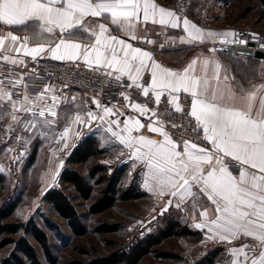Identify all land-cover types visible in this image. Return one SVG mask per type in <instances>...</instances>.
I'll use <instances>...</instances> for the list:
<instances>
[{
    "label": "snow or ice",
    "instance_id": "6c2138e0",
    "mask_svg": "<svg viewBox=\"0 0 264 264\" xmlns=\"http://www.w3.org/2000/svg\"><path fill=\"white\" fill-rule=\"evenodd\" d=\"M105 13L110 15L111 24L118 27L133 28L132 21L139 20L141 14L144 22L151 18L153 23L170 24L173 29L179 27L176 14L159 7L152 0H0V21L5 25L39 27L46 33L59 31L61 37L59 42H53L54 46L48 49L52 60L72 62L79 67L77 62L83 59L87 68L94 69L103 76L113 77L114 73H118L114 76L117 82L127 75L132 82L127 87L137 89L142 88L140 79L143 72L148 71L151 77L150 87L142 88L143 96L148 97L152 92L156 102H159L161 96L167 93L171 97L169 103L176 105L177 112L182 111L178 104L179 94L183 92L190 96L191 109L187 115L193 118L196 124L192 130H202L203 140L211 143L217 153H223V157H231L242 166L256 169L258 174L253 173L249 176L247 170H241L237 178L228 170L223 157L216 159V163L221 165L218 169L212 167L205 171L203 165L211 164L213 160L212 154L206 148L198 147L197 143H190L187 140L178 144L162 127L150 126V131L159 133L163 137L162 140L133 135V132L143 127L140 121L128 117L123 121L122 128L118 120L106 121L105 116L113 115L114 110L101 105L98 100H93V103L96 108L102 109V114L98 116L96 112L88 110L87 119L76 115L72 123L84 126L90 125L94 120L97 121L99 126L97 130L103 128V131L114 137L120 145L131 149V156L134 159L145 161L148 172L145 174L147 179L144 184L147 190L155 192L160 198L166 195L179 198L177 201L168 199L161 208V215L174 203L177 208H181L186 196L195 199L202 193L207 200L216 205L218 215L208 224V231L213 233V237L218 234L220 241H226L229 236L235 237L242 233L244 236H255L264 243V117H254L251 107L245 112L220 106L215 102V95L209 100L207 80L202 81L201 77L190 76L191 66L183 73L163 68L155 61L149 67L148 60L151 58L149 51L133 47L115 35H108L105 38L107 28L103 23L99 24L98 33L95 31L91 33L95 38L94 45L82 47L81 43L73 42L80 37V29L88 32V28H82L86 17H101ZM183 29L188 34V40L181 37L182 43L189 40L202 41L205 34L209 37H222V44L246 43L239 39L240 33L232 31L205 33L187 18L183 20ZM8 38L13 44L18 42V37L11 33ZM132 39L135 40L136 36L133 35ZM2 44L3 39H0V45ZM26 44L27 38L21 47H25ZM117 45L120 46L119 51ZM16 51L19 52L20 48H16ZM44 51L43 46L30 49L25 47V54L31 55L33 59ZM3 58L5 61L10 59L7 55ZM12 63L15 64L16 61L13 60ZM195 63L196 61L192 62L193 65ZM203 64L207 69L209 60L205 59ZM219 70L220 65L216 63L215 73L218 74ZM9 83L14 88L18 86L15 81ZM0 86H3V81H0ZM3 97H6L7 101L0 98V106L7 102L13 109L19 111L16 108L17 101L12 100L11 92H4ZM39 99L44 100L43 93ZM51 101V105L45 102L47 114L56 117L55 109L60 103L59 97L53 95ZM132 108L142 116H147L150 111L153 116L156 115L155 110H150L146 105L133 104ZM23 112L24 119H21L20 123L24 124L25 131L37 128L36 122L27 119L28 114L40 118L46 116L43 107L38 112L32 107H25ZM12 119H18L15 113ZM129 120L134 127L129 124ZM41 123L47 127L55 121L44 120ZM68 135L69 129L65 127L59 134V142L66 140ZM194 188L196 192L193 191ZM194 226L201 229L204 224L196 223ZM231 251L238 252L243 257L241 264H248L249 252L253 249L245 245ZM250 264H264V251L260 252L259 259L251 258Z\"/></svg>",
    "mask_w": 264,
    "mask_h": 264
},
{
    "label": "crops",
    "instance_id": "0c3cea01",
    "mask_svg": "<svg viewBox=\"0 0 264 264\" xmlns=\"http://www.w3.org/2000/svg\"><path fill=\"white\" fill-rule=\"evenodd\" d=\"M174 1L175 0H152V2L156 3L159 7H163L169 11H173L170 5ZM199 7L200 5L197 4V1L193 0V6L191 8V13L189 16L179 17L176 15V17L178 18L179 27L175 29L171 28L170 24L160 25L158 22L153 23L151 21V18L148 22H144L142 14L139 20L132 21L134 25L133 28L118 27L116 25H112L110 15L107 13H105L101 17L89 16L85 18L84 24L82 26V28H88V32L85 33L82 29H80V37L73 42L81 43L82 47L94 45L95 38L91 35V33L93 31L98 33L99 24L103 23L107 28L105 38L108 35H115L118 39H122L127 43H130L133 47H139L144 51H149L151 53V58L148 60L149 67L151 63L155 61L163 68H167L178 73H183L191 66V70L189 71L190 76L195 75L197 77H201L202 81L203 79L207 80V97L209 100H211L213 95H215V102L220 106L234 108L245 112L249 111V108L251 107V113L254 117H264V104H262V101H264V60H257V58L242 56L236 53L219 52L217 50L213 51V49H215V46L219 43V39L222 37H209L205 34L202 41L189 40L187 43L181 42V37H184L185 40H188V34L184 32L183 29V20L185 18H187L192 24H195L198 28L202 29L205 33L207 31L235 32L236 29H239L236 27L229 28V26L220 25H213L210 28L203 27L199 20ZM156 19L157 21L159 20V15H157ZM9 33L18 37V42L16 44H13L8 38ZM133 35L136 36L135 40L132 39ZM25 38H27V44L25 45L26 48L30 49L33 47L43 46L45 49L44 53L38 55L35 59H33L31 55L25 54V47H21V45L24 44ZM60 38L61 37L58 30L54 33H46L43 32L39 27L27 28L23 26H8L0 21V39H3V44L0 45V59L5 61L3 57L5 55L9 56L10 59L6 62L19 69H24L26 65L36 60L56 61L50 58V52L48 51V49L49 47L54 46L53 42L58 43ZM119 47L120 46L117 45L118 51ZM16 48H20V51L17 52ZM205 59L209 60L207 69L204 68L203 64ZM13 60L16 61L15 64L12 63ZM193 61H196L194 65L192 64ZM77 63L81 66H85V64L83 63V59H81ZM216 63H219L220 65L218 74L215 73ZM117 74L118 73H114L113 76ZM225 77L227 79H225ZM121 79L125 80V82H129V84L132 83L128 79L127 75L123 76ZM26 81L27 75H25L23 72H20L16 77V82L18 83V87L21 90L20 97L16 103V108L19 109V111L17 112L12 108L11 105L9 107L5 106L3 108H0V118L7 117L11 119L16 125L18 131L23 136L24 140L28 142L30 140L47 142V145H51L52 148H67L69 150L68 153L64 154L63 156L62 162L64 164H59L60 168L57 178L58 183H60L59 179L63 169L69 167L67 165V158L70 152L74 148H76L80 142L87 138H90L95 139L99 142L100 148L104 150V154L102 156H115V162L105 165L107 169H109L108 171H112L113 169L120 166H125L129 175L134 174L136 176V182L141 192L155 199H159L163 203L171 198L168 195L160 198L155 194V192H149L147 190L144 184V181L147 179L145 174L148 172L145 161L134 159L131 156L132 150L124 148L122 145H120L114 137H112L108 133H105L103 131V128H99V130H97L99 127L97 121L94 120L90 125L84 126L72 123L76 115H80L84 119H87L88 110L96 112L98 116L102 114V109L96 108V105L93 103V100H98L96 97L87 96L76 91L63 92L54 87L53 84L48 85L39 94H33L25 90ZM150 81V73L148 71H144L140 79L142 88L150 87ZM142 88L140 89V91L143 94ZM4 92H6L4 87L0 86V96L3 97ZM41 93H43L44 95V100L39 99ZM149 94L155 96L152 92H150ZM53 95L58 96L60 101L58 107L55 109V111L57 112L56 117H51L50 115H48L47 108L45 107V102H47L48 105H51V97ZM184 96L188 95L183 92L179 94L178 104L181 101V98ZM253 96L255 97L254 99L251 98ZM73 97H75V100H73ZM168 98L171 99L170 96H168ZM100 104L113 108L114 114L105 116V120H118L120 121L121 128L124 126L123 121L128 117H132L133 119L140 121V117L142 115H140L135 109L132 108L133 104H140L141 106H145L144 103H137L129 99H124V103L121 105L101 102ZM25 107H32L36 112H38L42 107L45 108L46 116L44 118L32 116L31 114H28L27 116L28 120L37 123V128L25 131L24 124L20 123V120L24 119L25 114L23 112V109ZM13 113L17 115V120L12 119ZM147 116L151 117L153 120L149 125V128L150 126L160 127L157 123V119L152 115L151 111ZM44 120H54L55 123L46 127L41 123ZM129 124L134 127L131 120H129ZM65 127L69 129V135L66 140H64L63 142H59V134L64 130ZM133 135H142L141 128L138 131L133 132ZM148 138L154 139L152 137ZM162 139L163 137L157 140ZM65 145H67V147H65ZM208 145L210 146L206 149L209 153L212 154L213 160L211 164L203 165L205 171L210 170L212 167H216L218 169L221 165L216 163V159L217 157H223V153H217L211 143L208 142ZM5 148V146L0 147V156H3L4 152H6ZM11 157L14 156L12 155ZM223 158L225 163L227 160L234 161L231 157ZM234 162L239 166V171L237 173H233L229 169L228 170L232 173L233 176L237 178H239V172L241 170H247L249 176H251V174L253 173H257L256 169H252L249 166H242L236 161ZM53 188L56 187L53 186L50 189ZM193 191L196 192L197 190L194 188ZM171 199L177 201L179 198L177 197ZM170 208L181 212L180 219L174 217L170 219L178 221L181 224L183 223L181 222L183 220L185 222V226L190 231L196 232L198 234L197 239H201L202 241L219 240L218 234L213 237V233H210L208 231V224H210L211 221L218 215V213L216 212V205L207 200V197L202 193L195 199L193 197L186 196L185 202L181 205V208H177L175 206V203ZM201 213L205 214L202 215ZM196 223H202L204 224V227L201 229H197L194 226ZM252 237L256 238L255 236ZM231 238L233 237L229 236V239ZM231 250L232 249H230L228 253L232 254L233 252ZM247 250L248 249H245V251ZM262 251H264V243L260 241V246L258 248L257 254L253 257H250L248 264H250L251 258L259 259V254ZM236 254L240 255L238 252H236ZM242 261V256L238 260H232V262H234L233 264H241Z\"/></svg>",
    "mask_w": 264,
    "mask_h": 264
},
{
    "label": "rangeland",
    "instance_id": "374dc122",
    "mask_svg": "<svg viewBox=\"0 0 264 264\" xmlns=\"http://www.w3.org/2000/svg\"><path fill=\"white\" fill-rule=\"evenodd\" d=\"M198 5L206 4L209 7L212 24L220 26L236 27L264 35V12L255 0H196ZM22 150H16L12 142L6 145L3 156H0V173L5 177L4 191L0 193V206L7 200L19 198V203L13 216L12 222H26L30 218L48 234L51 255L56 264H65L70 261L90 262L96 258L104 257L116 250H128L138 240L149 234L156 233L163 228L170 218H179L181 212L169 210L161 215V208L165 203L149 195L130 201H116L113 207L100 214H90L89 206L97 197L99 187H95L94 193L89 200H76V193L71 187L58 183L59 164L67 148H52L47 142L26 141ZM34 153V160L29 161L30 154ZM14 157H11V156ZM54 155V156H53ZM94 162L108 165L115 162V156H100L92 159L84 165L69 166L86 175L88 166ZM134 174L126 176L121 185L137 184ZM55 186L62 189L68 196L73 198L77 211L81 214L82 223L86 227V234L75 235L68 227L65 220L59 218L50 206L42 201L45 192ZM75 199V200H74ZM45 219L56 226L49 229ZM182 225L185 222L182 220ZM117 225L113 233L100 234L95 232L99 225ZM234 238V237H233ZM30 242L36 246L37 253L42 264H50L46 255L39 245L28 236ZM232 239V238H231ZM230 240V239H228ZM218 241H202L197 238L171 237L164 240L157 248L162 251L176 254V259H159L152 255L145 256L139 264H186L187 261L199 249L210 243ZM114 243V245H110ZM232 247L219 251L213 264H233L232 260L240 259L236 253H228ZM13 251V246L0 249V264ZM257 251L249 252L253 257Z\"/></svg>",
    "mask_w": 264,
    "mask_h": 264
},
{
    "label": "trees",
    "instance_id": "16d2710c",
    "mask_svg": "<svg viewBox=\"0 0 264 264\" xmlns=\"http://www.w3.org/2000/svg\"><path fill=\"white\" fill-rule=\"evenodd\" d=\"M264 12V0H255ZM104 150L100 148L99 142L87 138L74 148L68 158L67 165H84L92 159L100 157ZM34 153L29 161L34 160ZM83 175L75 168L63 169L59 182L66 187H71L76 193V200L91 199L95 187H99L97 197L89 206L90 214H100L115 204L116 201H130L145 197L137 184L121 185L126 176L127 169L120 166L108 171L107 167L99 162L90 164ZM5 177L0 174V193L4 191ZM74 199V200H75ZM19 198L7 200L0 206V249L13 246V251L1 264H42L40 262L36 246L29 241L28 236L39 245L46 259L50 264H56L55 258L51 255L48 234L30 218L26 222H12L9 219L13 216L19 203ZM42 201L54 210L57 216L66 221L69 229L78 236L86 234V227L82 223L81 214L77 211L73 198L68 196L62 189L53 188L44 193ZM49 229H56V226L45 219ZM117 225L103 224L95 228V232L108 234L115 232ZM171 237L198 238L196 232L190 231L185 225L173 219L168 220L163 228L153 234H149L138 240L128 250H116L104 257L96 258L90 262L70 261L65 264H139L148 255L159 259H178L179 256L170 252L159 250L157 247L166 239ZM110 245H114L111 243ZM219 251L214 252L206 259L195 264H213Z\"/></svg>",
    "mask_w": 264,
    "mask_h": 264
},
{
    "label": "built area",
    "instance_id": "2783aa9c",
    "mask_svg": "<svg viewBox=\"0 0 264 264\" xmlns=\"http://www.w3.org/2000/svg\"><path fill=\"white\" fill-rule=\"evenodd\" d=\"M192 6L193 0H175L170 5L173 12L179 17L189 16ZM210 15L209 7L206 4L199 7V20L205 28L213 26ZM20 72L27 75L25 90L29 93L39 94L48 85L53 84L54 87L63 92H80L87 96L96 97L101 103L121 105L127 97L131 101L144 103L150 110H155L156 115L154 117L157 119L159 126L178 144H182V141L187 140L190 143H197L198 146L203 148H209L210 146L207 141L203 140L202 130H192L196 127V124L194 119L187 115L191 109V99L188 96L181 98L179 107L182 111L177 112L175 110L176 106L169 103L170 99L167 94L162 95L160 101L156 102L155 96L149 94L148 97H145L140 89L127 87L129 82L122 79L117 82L114 76H103L86 66L79 65L77 67L72 62L36 60L26 65L24 69H19L0 59V81H3L5 91L11 92L12 100L15 101L19 99L21 90L18 86L12 87L9 81L16 82V77ZM0 98L7 101L6 97L0 96ZM5 106L9 107L10 104L5 102L0 108ZM152 121L149 116L140 117V123L143 126L141 134L154 139H161L162 136L159 133L150 131L149 125ZM173 125L178 127H173ZM11 142L16 150L24 148L25 140L14 122L7 117L0 118V147ZM226 164L231 172L237 173L239 171V166L234 161L227 160ZM245 245H248L255 253L258 251L260 241L252 236H244L240 233L230 240L210 243L206 247L197 250L186 264H195L202 261L216 251H224L228 248Z\"/></svg>",
    "mask_w": 264,
    "mask_h": 264
},
{
    "label": "water",
    "instance_id": "95a60500",
    "mask_svg": "<svg viewBox=\"0 0 264 264\" xmlns=\"http://www.w3.org/2000/svg\"><path fill=\"white\" fill-rule=\"evenodd\" d=\"M235 32L240 33L239 39L246 41L245 44H222V38H220L219 43L215 46V49H217V51L219 52L236 53L242 56L257 58V60H264V35L255 32H250L245 29H236ZM219 49L224 50L220 51Z\"/></svg>",
    "mask_w": 264,
    "mask_h": 264
}]
</instances>
